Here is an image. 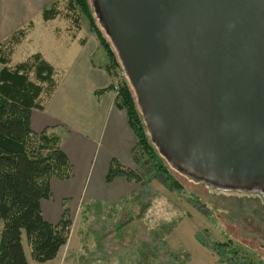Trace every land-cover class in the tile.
I'll return each mask as SVG.
<instances>
[{"label": "water", "instance_id": "obj_1", "mask_svg": "<svg viewBox=\"0 0 264 264\" xmlns=\"http://www.w3.org/2000/svg\"><path fill=\"white\" fill-rule=\"evenodd\" d=\"M146 130L192 176L264 186V0H93Z\"/></svg>", "mask_w": 264, "mask_h": 264}, {"label": "rangeland", "instance_id": "obj_2", "mask_svg": "<svg viewBox=\"0 0 264 264\" xmlns=\"http://www.w3.org/2000/svg\"><path fill=\"white\" fill-rule=\"evenodd\" d=\"M87 2L95 16L93 0ZM56 3L59 14L54 19L42 23L39 17L38 24L29 22L25 26L21 40L9 46L6 65L25 61L39 53L37 50L52 52L57 43L53 39H60L62 46L70 34L86 38V51L93 52L90 63H109L84 15L70 8L69 0ZM96 24L115 52L101 23L96 20ZM76 46L72 43L61 49L63 57L59 58L57 72L53 70L56 84L67 83L79 67ZM115 57L109 71L110 89L118 94L129 81L116 52ZM45 98L41 93L40 100ZM164 158L146 163L132 161L131 169L139 180L133 181L131 195L123 200L110 203L85 195L79 201L61 200L62 210L67 207L71 217L66 243L54 259L40 263L32 260L23 233L29 264H264V186L235 187L229 182L192 176ZM57 199L53 194L43 200L42 213L50 210L53 217Z\"/></svg>", "mask_w": 264, "mask_h": 264}, {"label": "trees", "instance_id": "obj_3", "mask_svg": "<svg viewBox=\"0 0 264 264\" xmlns=\"http://www.w3.org/2000/svg\"><path fill=\"white\" fill-rule=\"evenodd\" d=\"M56 4L55 1L42 10L43 20L59 14ZM69 7L78 9L87 19L111 62L106 64L110 71L116 61L115 52L98 28V19L92 15L87 0H69ZM25 30L24 27L14 31L0 43V63L3 64L0 69V264H29L22 245L23 233L32 260L42 263L54 259L66 243L71 225L67 207H63L56 223L46 220L41 208V202L51 195V178L68 179L71 164L59 146L57 135L48 129L36 133L30 126L32 110L42 109L41 93L48 98L56 87L53 68L39 53L12 67L6 65L11 52L9 46L19 42ZM115 105L125 111L136 139L131 150L132 161H162L164 157L146 131L129 83L116 94ZM116 177L132 182L139 180L131 168L112 159L105 181ZM167 178L170 179L168 175Z\"/></svg>", "mask_w": 264, "mask_h": 264}, {"label": "crops", "instance_id": "obj_4", "mask_svg": "<svg viewBox=\"0 0 264 264\" xmlns=\"http://www.w3.org/2000/svg\"><path fill=\"white\" fill-rule=\"evenodd\" d=\"M55 1L0 0V43L29 22L38 24L36 18L40 17L43 23L42 10ZM74 36L68 35V40L64 39L67 43L62 46L60 39L53 37L57 43L52 52L37 50L54 72H57L60 56L63 57L61 49L76 43L75 50L79 51L75 74L67 83L57 82L53 93L44 99L42 109H33L30 117L34 132L48 129L57 135L72 168L68 179L51 178L50 197L56 194L58 205L51 213L53 217L50 210L46 214L43 210V215L53 222L61 216L63 199L79 201L85 195L89 199L115 203L133 191V182L123 177L105 181L112 159L132 167L131 150L136 139L125 111L115 105L116 93L110 89L111 75L106 60L99 65L90 63L93 52L86 51V38Z\"/></svg>", "mask_w": 264, "mask_h": 264}, {"label": "built area", "instance_id": "obj_5", "mask_svg": "<svg viewBox=\"0 0 264 264\" xmlns=\"http://www.w3.org/2000/svg\"><path fill=\"white\" fill-rule=\"evenodd\" d=\"M113 88L116 90V86H113Z\"/></svg>", "mask_w": 264, "mask_h": 264}]
</instances>
